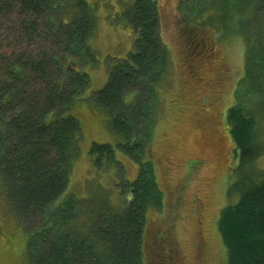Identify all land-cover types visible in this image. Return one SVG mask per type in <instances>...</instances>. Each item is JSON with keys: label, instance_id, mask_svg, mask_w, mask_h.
<instances>
[{"label": "trees", "instance_id": "16d2710c", "mask_svg": "<svg viewBox=\"0 0 264 264\" xmlns=\"http://www.w3.org/2000/svg\"><path fill=\"white\" fill-rule=\"evenodd\" d=\"M180 1L199 26L225 32L234 22L246 41L225 116L237 157L227 193L238 198L220 211L217 232L225 264H264V170L256 165L264 143L255 133L264 120V0ZM125 17L133 50L91 91L97 16L87 0H0V180L26 235L28 264H145L146 212L161 205L149 144L169 55L155 0H133ZM85 99L108 117L119 150L138 167L135 180L120 182L130 194L121 212L66 194L81 143L72 108ZM87 154L97 171L118 164L109 144L92 142Z\"/></svg>", "mask_w": 264, "mask_h": 264}, {"label": "rangeland", "instance_id": "374dc122", "mask_svg": "<svg viewBox=\"0 0 264 264\" xmlns=\"http://www.w3.org/2000/svg\"><path fill=\"white\" fill-rule=\"evenodd\" d=\"M132 1L87 0L97 16V34L91 39L97 63L86 67L91 91L101 89L109 69L133 50L132 27L125 17ZM155 2L169 63L156 86L158 102L149 144L161 205L146 212L145 264H168V246L176 256L174 264H225L217 220L222 208L238 198L227 193L237 157L225 116L244 74L246 41L234 22L221 32L215 25L199 26L194 16L181 10L180 0ZM195 30L209 47L196 61H189L188 36ZM189 64L194 71L188 72ZM84 101L88 102L72 108L81 125V143L66 194L90 200L89 207L98 211L121 212L130 194L120 182L135 180L138 167L119 150L120 137L112 132L108 117ZM255 133L256 141L264 143V120L257 123ZM92 142L111 145L118 164L95 170L87 154ZM256 165L264 170V153ZM0 198V229L10 235L0 237V264H28L26 235L10 210L1 180Z\"/></svg>", "mask_w": 264, "mask_h": 264}, {"label": "flooded vegetation", "instance_id": "af4514ba", "mask_svg": "<svg viewBox=\"0 0 264 264\" xmlns=\"http://www.w3.org/2000/svg\"><path fill=\"white\" fill-rule=\"evenodd\" d=\"M200 32L199 31H196V32H190L189 33V36H188V40H189V42H190V46H192L191 47V51L189 52V56H190V60L189 61H196L197 60V56H198V54L201 52V53H203L204 51H206L207 52V49H208V47L209 46H207L205 43H204V41H203V39H202V37L200 36ZM205 40V39H204ZM192 54V55H191ZM193 65V64H192ZM191 65L189 64V67H188V72L189 71H194V67L193 66H191ZM193 76H196V74H194V75H192V77ZM201 78V77H200ZM200 82H202V81H204L202 78L199 80ZM213 79L210 81L211 82V85L213 86L214 85V83H213ZM209 86V85H208ZM0 200H2V198H0ZM1 228V227H0ZM10 235H9V233H3L2 232V230L0 229V237L2 238V239H4V238H6V239H8V237H9ZM166 249H167V251H169V253H168V257H169V263L168 264H174V260H175V258H176V256L174 255V253L173 252H171L170 251V249H169V246L168 247H166Z\"/></svg>", "mask_w": 264, "mask_h": 264}, {"label": "crops", "instance_id": "0c3cea01", "mask_svg": "<svg viewBox=\"0 0 264 264\" xmlns=\"http://www.w3.org/2000/svg\"><path fill=\"white\" fill-rule=\"evenodd\" d=\"M83 103H85V104H88V103H86V102H83ZM91 105V104H90ZM92 106V105H91ZM93 107V106H92ZM94 108V107H93ZM102 113V112H101Z\"/></svg>", "mask_w": 264, "mask_h": 264}]
</instances>
